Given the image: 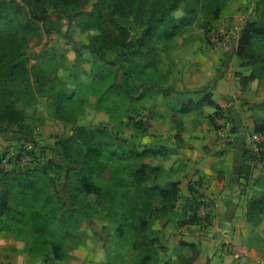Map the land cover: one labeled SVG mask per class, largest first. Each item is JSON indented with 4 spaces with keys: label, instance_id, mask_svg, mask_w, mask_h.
<instances>
[{
    "label": "rangeland",
    "instance_id": "obj_1",
    "mask_svg": "<svg viewBox=\"0 0 264 264\" xmlns=\"http://www.w3.org/2000/svg\"><path fill=\"white\" fill-rule=\"evenodd\" d=\"M12 1L22 5V10L18 14L17 7L7 8V16L0 20L1 37L17 39L30 63L34 62L33 54L42 53L48 75L55 74L57 80L49 95L28 98L22 104L18 100L14 102L21 111V120L0 123V176L11 167L28 171L34 187L25 201H21L22 194H14L11 208H27V213L44 208L57 217L64 216L66 226L62 232L36 233L30 222H20L10 231L0 232V264H141L145 255H148L146 264H185L193 253L182 243H194L198 249L199 236L207 233L212 224L199 214L200 217L193 216L194 206L188 193L205 200L195 190L196 182L187 175L183 176L188 179L184 182L181 176L177 197L166 206L153 194L143 207L141 196L143 188L164 187L182 175H179L181 171L186 172L187 166L179 165H187L184 155L175 160L178 165L172 156L166 158L160 154L137 161L115 160L111 157L112 151H118L114 138L133 145L138 152L146 146L169 154L179 149L181 141L176 135L185 128L195 126L194 130L202 132L210 127L224 130L225 144L214 150L215 154L223 155L233 152L237 140L230 137L237 138L239 123L248 136L259 128L264 137V109L259 105L264 102V71L260 78L242 86L238 75L248 74L250 69L240 67L234 54L243 27L251 21L264 23V6L259 7L260 0H181L170 15L187 23L169 38L161 34L156 37L158 40L151 42L156 50V62L142 68L140 59L132 56L141 29L131 17L121 21L129 36L126 47L103 50V54L97 55L85 46L95 43L91 39L98 34L97 28L90 26V17L95 14L94 6L99 0H78L73 4L71 0H44L35 11L43 10L50 15L48 33L41 22L32 31L22 29V22L31 14L30 7L24 0ZM217 7L220 9L216 15ZM107 9L97 12L105 14ZM104 22L108 27L114 26L110 16ZM213 37L219 39L218 43L211 41ZM129 64L135 71L124 82L121 68ZM227 72L229 76L220 90L225 106L217 116L204 109L193 116L176 112L179 102L195 100L200 96L199 91L214 86L215 80L208 78L211 74L221 78ZM115 81L122 85L119 93L113 86ZM70 91L75 93L73 101L62 95ZM232 96H239V101ZM137 121L143 123L145 134L135 128ZM76 126L81 129L76 134L77 145L81 144L80 136H92L94 145L98 143L101 149L92 178L104 188L103 194L84 195L66 180L68 171L75 166L73 160L78 158L72 157L75 145L61 147V141L73 135ZM200 137V133L190 136L198 139L197 144ZM194 143L185 142L182 149L191 151ZM141 161L159 169L149 171L148 180L137 183L133 171ZM263 179L247 181L244 204L249 197L261 195ZM141 218L145 219V228L141 226ZM263 222L256 226L245 223L264 233V228L258 227ZM121 223L125 235L117 238L116 229ZM262 240L264 234L255 239L246 238L247 246L234 244L259 250ZM53 244L58 245L60 258L54 256ZM226 245L221 244L222 249ZM221 252L223 257L235 262L248 260H234L226 249Z\"/></svg>",
    "mask_w": 264,
    "mask_h": 264
},
{
    "label": "trees",
    "instance_id": "obj_2",
    "mask_svg": "<svg viewBox=\"0 0 264 264\" xmlns=\"http://www.w3.org/2000/svg\"><path fill=\"white\" fill-rule=\"evenodd\" d=\"M25 4L30 7L29 18L22 22V29L32 31L35 29V25L41 22L45 27V32H50L48 28V20L50 15L46 11H35L36 7H41L44 0H24ZM181 0H99L94 6L95 14L90 17V26H94L98 30V34L92 37V41L95 43H88L85 45L90 52L97 55L103 54V50H118L127 46V39L129 38L126 27L121 21L127 20L129 17L133 19V23L138 25L141 29L140 37L134 42L135 50L133 52L134 57H137L141 61V66L148 67L155 64L156 57L154 56L156 50L151 42L156 37L164 36L169 38L175 34V31L181 26L187 23L183 18L175 19L171 17L170 12L176 8ZM188 1V0H187ZM78 0H71V3H77ZM17 7L15 12L18 14L22 10V5L17 2L8 0L0 3V20L4 19L7 15L6 10L10 6ZM264 6V0L259 1V7ZM107 9L104 14H99L102 10ZM219 7L216 8L215 14L219 12ZM97 10L99 12H97ZM110 16V20L113 22V27H108L104 22ZM8 19L7 21H11ZM10 24V23H9ZM10 28V27H7ZM77 51V50H76ZM236 58L239 60V66L243 68H249L248 74H239V80L242 86H246L248 82L257 80L260 78L264 71V23L251 21L247 23L237 40V44L234 50ZM42 53L33 54L34 62L30 63V60L25 57L20 49V44L17 39H7L0 35V123H14L22 119L21 111L16 108L14 102L18 100L19 104H22L28 98L35 99L37 96H47L50 94L53 88V83L57 80L56 75H48V69L43 65L45 59L42 58ZM128 59H125L127 61ZM132 64L138 65L134 62ZM121 77L126 82L135 71V67L130 64L127 66L122 65ZM113 86L119 93L121 84L117 81L113 83ZM174 92H178L172 89ZM200 96L195 100L189 98L179 102L176 112L181 115L188 114L190 112H197L204 107H213L214 112L212 116H217L222 108L213 101L212 92L209 89H202ZM130 100L134 101L132 94L126 93ZM67 100L73 101L75 99L74 91L62 93ZM141 93L137 96L140 97ZM12 98L13 101L11 100ZM10 101H6V100ZM22 102V103H21ZM262 109H264V102L259 103ZM139 122V121H137ZM135 128L140 129L141 134H145L143 129V123H135ZM259 128H255V132H259ZM81 129L74 127L73 135L67 137L61 141V147L69 145H75L73 150V156L78 159H74V167L68 171L66 180L72 182L79 193L84 195H100L105 193L103 187H100L93 181L92 174L96 170L99 158L102 155L101 149L98 147V143L94 145L95 141L92 136H80V145H77L76 134ZM179 138V136H178ZM116 146L118 151H112L111 157L113 159H128L132 158L141 160L145 157L152 155H167V151L161 152L160 149L143 146L141 151H137L133 145L129 146L124 144V140L115 137ZM73 149V147H72ZM66 150V149H63ZM70 154H65V157H70ZM49 165H52L49 162ZM34 167H32L31 170ZM45 168V167H44ZM43 168V169H44ZM48 168V167H47ZM159 167L151 168L144 162H140L139 166L134 169L133 176L137 183L145 182L149 178V171L155 172ZM45 173V170H43ZM71 177L73 178L71 180ZM32 177H30L28 171H20L16 168H10L3 170L0 176V232L10 231L12 226L20 222H30L33 230L36 233L40 232H62L66 226V218L64 216L57 217L50 210L39 208L35 211L27 213V208L18 209L17 207L12 209L10 201L14 194H22L21 201H25L28 191L34 187ZM264 183V179L261 181ZM179 192V182L169 181L164 187L159 185H153L141 190V196L143 197V207L147 205V200L153 194H156L161 201L162 206L171 204L175 201ZM258 196H251L247 199L245 204L244 218L247 224L256 226L264 220V191ZM197 196L195 193L191 194V201L194 206L193 216L200 217L198 215V209L201 205L206 208L203 219L210 222V210L209 205L202 197ZM194 221H191L193 223ZM141 226L145 228L146 222L144 218H141ZM125 235L124 223H121L116 229L117 238H121ZM184 246L188 247L192 251V255L186 259L185 264H191L198 255V249L194 243L183 242ZM53 254L56 258H60L59 247L56 244L52 245ZM148 255L143 256L141 264H146Z\"/></svg>",
    "mask_w": 264,
    "mask_h": 264
},
{
    "label": "crops",
    "instance_id": "obj_3",
    "mask_svg": "<svg viewBox=\"0 0 264 264\" xmlns=\"http://www.w3.org/2000/svg\"><path fill=\"white\" fill-rule=\"evenodd\" d=\"M228 76L229 72L224 73L221 78H214V74L208 77L210 80L212 78V80H215L214 86L208 89L212 92L213 101L221 108L225 106V101L221 97L220 90L223 88ZM233 97L235 99L239 98V96H232L231 98ZM238 101L237 99L236 102ZM203 109L211 115L214 112L213 107H204ZM193 113L195 112L188 114L193 116ZM193 123L194 125L197 124L195 121ZM241 124H237L240 127L237 138L235 136L230 137V140H237L233 152L230 151L223 155L215 154V148L225 144L224 130L207 127L202 132H198L194 130L195 126H193V129L185 128L180 135H176L179 136L181 141L179 149L163 156L166 158L172 156V159L175 161L180 154L184 155L187 165H185L186 163L179 164L178 161L175 162L176 165H180V168L187 166V170L186 172L181 171L179 175H182L171 181H178L180 187V181L184 179V182H187L188 179L192 178L193 182H196L195 190L205 196V200H207L209 205L210 222L212 224L207 233L199 236L200 239L196 242L199 246L198 255L191 264H255L254 255L261 253L262 247L257 250L254 247L248 246L252 251V257L245 261L235 262L229 258H225L226 256L223 257L222 255L224 254L221 252V250L224 251L226 247L236 242L247 246L245 245L246 238L255 239L264 234L260 233L256 228H249L244 220V187L247 186V181L251 178L255 180L262 179L264 177V170L249 160L246 153L248 135ZM182 127L184 129V123H182ZM198 133L201 134L199 138L200 144L196 143L197 138H190L191 134L195 135ZM193 141L195 143L191 151L184 147L182 149L181 145L183 143ZM186 175L188 179L183 178ZM247 176L250 177L249 180ZM188 195L191 197V193H188ZM258 227L264 228V222ZM221 244L227 245L222 249Z\"/></svg>",
    "mask_w": 264,
    "mask_h": 264
},
{
    "label": "built area",
    "instance_id": "obj_4",
    "mask_svg": "<svg viewBox=\"0 0 264 264\" xmlns=\"http://www.w3.org/2000/svg\"><path fill=\"white\" fill-rule=\"evenodd\" d=\"M217 40L219 39H214L213 37L211 41L218 43ZM246 153L252 163L264 170V137L259 132L252 131L249 133ZM5 158L3 161H6ZM205 211L206 208L201 205L198 209V214L204 217ZM226 250L234 260L252 257V251L240 245L230 244L226 247ZM253 258L256 264H264V241L262 243L261 253L259 255L255 254Z\"/></svg>",
    "mask_w": 264,
    "mask_h": 264
}]
</instances>
